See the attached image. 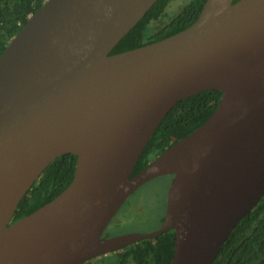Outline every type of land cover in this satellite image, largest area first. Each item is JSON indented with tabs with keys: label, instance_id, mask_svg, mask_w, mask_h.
Listing matches in <instances>:
<instances>
[{
	"label": "water",
	"instance_id": "1",
	"mask_svg": "<svg viewBox=\"0 0 264 264\" xmlns=\"http://www.w3.org/2000/svg\"><path fill=\"white\" fill-rule=\"evenodd\" d=\"M155 1L45 0L0 54V264H83L169 229V264H211L264 195V0H205L187 28L109 54ZM207 90L221 93L211 116L131 176L168 111ZM63 154L68 186L11 222ZM161 175L160 226L103 237Z\"/></svg>",
	"mask_w": 264,
	"mask_h": 264
},
{
	"label": "trees",
	"instance_id": "2",
	"mask_svg": "<svg viewBox=\"0 0 264 264\" xmlns=\"http://www.w3.org/2000/svg\"><path fill=\"white\" fill-rule=\"evenodd\" d=\"M44 1L0 0V54ZM171 1L156 0L109 54L137 48L187 28L197 19L205 2L190 0L174 18L164 21L165 10ZM220 96L221 93L216 90H207L179 100L147 141L131 176L205 122L217 108ZM75 165L76 156L73 154L60 155L49 163L18 203L11 222L57 196L71 182ZM162 220L163 217L160 224ZM174 242L175 232L169 229L156 238L140 239L83 264H169ZM211 264H264V195L229 233Z\"/></svg>",
	"mask_w": 264,
	"mask_h": 264
},
{
	"label": "rangeland",
	"instance_id": "3",
	"mask_svg": "<svg viewBox=\"0 0 264 264\" xmlns=\"http://www.w3.org/2000/svg\"><path fill=\"white\" fill-rule=\"evenodd\" d=\"M189 1L172 0L165 10L163 20L174 18ZM171 180V175H161L137 188L122 204L114 216V220L112 219L111 225L120 222L117 233L150 232L155 230L164 216L167 192Z\"/></svg>",
	"mask_w": 264,
	"mask_h": 264
},
{
	"label": "flooded vegetation",
	"instance_id": "4",
	"mask_svg": "<svg viewBox=\"0 0 264 264\" xmlns=\"http://www.w3.org/2000/svg\"><path fill=\"white\" fill-rule=\"evenodd\" d=\"M126 217V216H125ZM112 219H114V217L112 218ZM112 221L113 220H111L110 222H109V224L107 225V227H106V229H105V231H104V233H103V237H111V236H115V235H118V233H117V229L119 228V226H120V222L119 223H116L115 225H111L112 224ZM122 224V223H121ZM158 228V227H157Z\"/></svg>",
	"mask_w": 264,
	"mask_h": 264
}]
</instances>
